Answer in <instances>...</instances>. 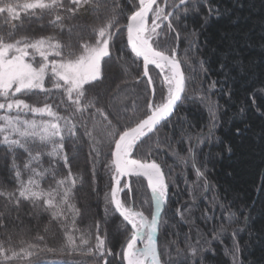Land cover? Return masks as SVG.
<instances>
[{"label": "trees", "instance_id": "obj_1", "mask_svg": "<svg viewBox=\"0 0 264 264\" xmlns=\"http://www.w3.org/2000/svg\"><path fill=\"white\" fill-rule=\"evenodd\" d=\"M159 2L164 4V0ZM63 4L64 8L75 7L69 0H63ZM86 9L74 15L64 9L21 14L8 23L7 14L3 13L0 31L7 34L14 24L13 39L55 36L61 44L78 51L82 42L95 41L92 28L101 25L117 9L122 27L114 36L110 56L102 61L103 79L88 87V98L95 96L96 107H104L113 125L123 130L147 114L148 100L162 101L167 92L163 75L150 65L154 84L149 86L147 77L142 75V59L133 63L125 27L127 17L135 10L130 0H91ZM57 14L66 17L62 29L49 23ZM172 21L176 31L170 32L167 22L162 25L158 50L177 49L188 77L186 92L169 117L133 152L140 160L160 164L169 184L157 235L162 264H264V0H188L175 11ZM112 31L117 32L115 28ZM45 87L52 88L48 77ZM49 95L51 98H47ZM62 97L58 91L48 94L40 90L18 96L36 107L44 103L56 105L60 115L70 117L72 109L66 97L61 104ZM134 104L136 118L127 123ZM93 111L89 109L83 116L73 118L75 136L65 128L62 141L54 138L55 144H63L59 155L52 154L53 143L42 144L38 139L14 150L0 143V193L5 194L0 195V244L16 251L28 244L39 245L38 249H29L35 252L31 264H104L103 258L61 250L65 231L77 243L84 234L89 238V246H94L97 222L100 234L107 235L106 248L113 253L106 258L108 264H122L117 254L131 228L124 230L126 224L118 213H105V194L111 188V172L105 165L111 154L107 148L98 159L95 153L89 154L83 122ZM20 115L22 119H42L32 113ZM201 133L205 137L202 144L198 138ZM189 141L195 149L194 159L188 152ZM65 155L67 164L62 158ZM30 160L31 167L26 169L24 165ZM197 168L207 178V188L204 179L197 177ZM33 169L39 175H34ZM17 170L23 181L32 177L40 185L38 190L52 192L57 203L63 195L57 181L68 177L71 170L76 184L69 202L79 209V215L61 205L62 215L53 219L42 201L34 203L19 197ZM124 183L129 188L120 194L121 199L150 215L152 202L145 179L130 175L128 180L122 179L121 187ZM229 212L235 213L231 223L225 219ZM222 225L226 231L214 239ZM189 245L197 249L195 257L190 255ZM46 248L53 251H40ZM0 264L8 262L0 258Z\"/></svg>", "mask_w": 264, "mask_h": 264}, {"label": "snow or ice", "instance_id": "obj_2", "mask_svg": "<svg viewBox=\"0 0 264 264\" xmlns=\"http://www.w3.org/2000/svg\"><path fill=\"white\" fill-rule=\"evenodd\" d=\"M91 0H69L75 7L64 8L63 0H0V14L6 13L5 22L19 19L21 14L36 15L39 13H52L57 9H64L70 15H74L78 10L86 11V6ZM134 11L127 17V46L132 53L133 63L143 60V73L147 77L149 86L154 84L150 76V65H154L163 75V85L166 87V95L160 103L154 99L147 102V114L139 118L132 126H125L119 130L109 119V112L104 107H96V97L88 98V87L94 82L103 79L102 61L110 56V49L114 36L122 26L119 25L117 9H113L105 21L92 28V34L96 39L94 42L84 41L79 45V50H73L71 45H63L55 36H41L38 38L20 37L13 39L15 25L7 34L0 31V143L8 146L9 150L15 147H23L29 140H39L42 144L53 143V153L59 155L63 149V144H55L54 138L64 139V130L72 136L76 134V124L74 119L83 116L89 109H94L89 117L83 122L85 136L88 137L90 155L95 153L98 159L104 148L110 151L111 159L105 165L111 172V188L105 194V213H118L122 217L126 226H130L131 232L126 242L117 255L122 264H162L161 253L157 244V233L161 226L163 209L167 204L169 184L166 180L162 166L154 160L132 159L134 149L144 138L148 137L160 121L169 117L174 106L182 99L186 92L188 77L182 70V61L178 58V51L172 48L169 51L158 50L160 47L159 35L162 25L167 22L170 32H175L172 18L175 11L184 7L188 0H164L161 5L159 0H130ZM99 11V6H97ZM185 12L187 8L185 7ZM66 17L54 15L49 23L53 26L59 25L63 28V21ZM115 28L117 32H113ZM71 31V29H69ZM179 37V33H177ZM39 57V60H37ZM187 57H185V61ZM46 77L52 80V88H46ZM215 82H213V87ZM34 90L51 94L58 91L66 97L68 106L71 107V116L60 115L56 110L58 106L44 103L42 107H36L18 98L21 94L33 93ZM155 89L153 88V94ZM61 104L65 103L64 98ZM47 98H51L49 95ZM201 99H204L201 97ZM87 100V103H85ZM112 103H109V108ZM212 106L210 105V110ZM15 111V115L11 113ZM21 113H32L34 116L42 117L36 119H22ZM213 120L215 112L212 111ZM47 117V119H43ZM136 118V106L133 105L132 116L127 123ZM89 121L91 126H89ZM240 130L237 129V134ZM15 137V138H13ZM199 141L204 142V134H199ZM188 149L189 155L194 159V147ZM231 151V149H228ZM67 164V156L62 157ZM32 159H36L33 157ZM185 159V158H181ZM186 162V159H185ZM26 169L31 167V160L25 163ZM195 167V164H193ZM13 168L18 166L13 164ZM34 175H39L33 169ZM198 178L204 179L205 188L208 187L207 178L197 168ZM135 175L142 176L147 180V187L151 191L150 215L144 211L136 210L133 204L122 200L120 194L129 188L127 183L122 184V177ZM17 180L20 182L19 197L25 200H32L34 203L42 201L46 211H51L52 218L57 219L62 215L61 205H66L68 210L74 215H79V209L71 204L70 196L72 188L76 184V178L69 170L68 177L57 181L63 188V195L59 203L52 192L45 193L38 190L40 185L30 177L27 182L21 179V173L16 171ZM0 195H5L0 193ZM11 198V194H8ZM17 203L19 201L17 200ZM182 214V213H181ZM235 213L229 212L225 219L231 223ZM247 220V217H245ZM78 231V230H77ZM226 228L222 225L219 232L214 234V239L224 233ZM65 244L61 250L70 253H79L82 256H96L103 258L104 264H108L107 256L112 255V250L106 248L107 235L100 234V224L96 223L95 245L89 246V238L84 234L79 237V243L68 231L64 233ZM43 240V237H37ZM11 240V237H9ZM23 243V242H22ZM37 244H28L21 247L19 251L12 247H4L0 244V258L8 264L13 261L27 260L31 264L30 258L35 255L29 249H38ZM190 255L195 257L197 249L192 248ZM239 249H237L238 251ZM40 251H53L52 249H40ZM204 251H207L206 249Z\"/></svg>", "mask_w": 264, "mask_h": 264}, {"label": "water", "instance_id": "obj_3", "mask_svg": "<svg viewBox=\"0 0 264 264\" xmlns=\"http://www.w3.org/2000/svg\"><path fill=\"white\" fill-rule=\"evenodd\" d=\"M127 24V23H126ZM126 43H127V29H126ZM129 48V47H128ZM129 50H130V48H129ZM131 51V50H130ZM142 59V58H141ZM143 61V60H142ZM179 102V101H178ZM178 102H177V104H178ZM177 104L174 106V110L176 109V107H177ZM173 110V111H174ZM161 122V121H160ZM130 158H132V159H139V158H137V157H135L133 154H131V156H130ZM150 162V161H149ZM124 177H122L121 179H123ZM126 178H127V180H128V178H129V176H126ZM144 178V177H143ZM145 179V182H146V185H147V180H146V178H144ZM148 188V187H147ZM149 190V193H150V197H151V191H150V189H148ZM152 202V201H151ZM157 235H158V233H157Z\"/></svg>", "mask_w": 264, "mask_h": 264}, {"label": "rangeland", "instance_id": "obj_4", "mask_svg": "<svg viewBox=\"0 0 264 264\" xmlns=\"http://www.w3.org/2000/svg\"><path fill=\"white\" fill-rule=\"evenodd\" d=\"M151 162V161H150ZM136 210H139V209H136ZM141 211V210H140Z\"/></svg>", "mask_w": 264, "mask_h": 264}]
</instances>
